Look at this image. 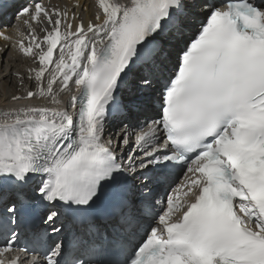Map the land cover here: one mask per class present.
<instances>
[{
	"label": "snow or ice",
	"instance_id": "snow-or-ice-1",
	"mask_svg": "<svg viewBox=\"0 0 264 264\" xmlns=\"http://www.w3.org/2000/svg\"><path fill=\"white\" fill-rule=\"evenodd\" d=\"M82 7L0 0V264H264V0Z\"/></svg>",
	"mask_w": 264,
	"mask_h": 264
},
{
	"label": "bare ground",
	"instance_id": "bare-ground-1",
	"mask_svg": "<svg viewBox=\"0 0 264 264\" xmlns=\"http://www.w3.org/2000/svg\"><path fill=\"white\" fill-rule=\"evenodd\" d=\"M71 5H72V2L71 1H69V0H63V3L61 5V7H69ZM87 6L89 7V11L87 13H84L81 10L79 11V15L81 17H83L85 20H87L88 18H90L92 16V14H93L92 0H89L87 2ZM42 35H43V33H42ZM26 42H27V40H26ZM1 44H4V43H0V45ZM10 58L12 60V57H10ZM22 61H23V58L21 56L17 55V58L15 60V63H17V65H18V67H19V69L21 71H24L25 66L22 65L23 64ZM24 62H25V65H27L28 63H30V61H28V62L24 61ZM4 68H6L5 67V64H4ZM3 70L4 69H0V72H2ZM4 83L5 82L0 81V107H5L6 106V101L4 99V96H5ZM7 83H8V91L9 92L14 91L15 90V87H16V80H15V78L14 77H9V81ZM25 83H28V81L25 80Z\"/></svg>",
	"mask_w": 264,
	"mask_h": 264
},
{
	"label": "rangeland",
	"instance_id": "rangeland-1",
	"mask_svg": "<svg viewBox=\"0 0 264 264\" xmlns=\"http://www.w3.org/2000/svg\"><path fill=\"white\" fill-rule=\"evenodd\" d=\"M24 61H26V62H28V61H27V60H25V59L23 58V61H22V62H23V64H22V65L26 66ZM18 68H19V67H18ZM14 71H15V70H14ZM10 84H11V83H10Z\"/></svg>",
	"mask_w": 264,
	"mask_h": 264
}]
</instances>
